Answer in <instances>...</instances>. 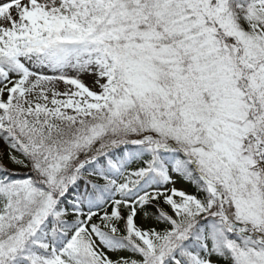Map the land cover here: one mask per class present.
Wrapping results in <instances>:
<instances>
[{"label":"snow or ice","instance_id":"obj_1","mask_svg":"<svg viewBox=\"0 0 264 264\" xmlns=\"http://www.w3.org/2000/svg\"><path fill=\"white\" fill-rule=\"evenodd\" d=\"M0 264H264V0H0Z\"/></svg>","mask_w":264,"mask_h":264},{"label":"rangeland","instance_id":"obj_2","mask_svg":"<svg viewBox=\"0 0 264 264\" xmlns=\"http://www.w3.org/2000/svg\"><path fill=\"white\" fill-rule=\"evenodd\" d=\"M87 79V78H86ZM60 87L62 88L63 87V85H60Z\"/></svg>","mask_w":264,"mask_h":264}]
</instances>
